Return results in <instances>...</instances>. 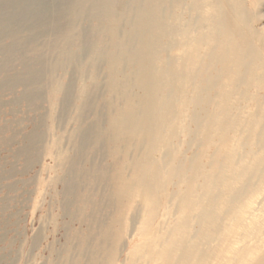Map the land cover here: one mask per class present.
I'll list each match as a JSON object with an SVG mask.
<instances>
[{"label":"rangeland","instance_id":"obj_1","mask_svg":"<svg viewBox=\"0 0 264 264\" xmlns=\"http://www.w3.org/2000/svg\"><path fill=\"white\" fill-rule=\"evenodd\" d=\"M149 52L164 122L154 142L138 129L126 152L149 159L146 179L157 165L153 220L140 195L119 205L86 176L125 160L103 144L91 151L107 128L104 117L92 126L110 98V58L138 105L143 70L131 59ZM121 90L111 94L118 110ZM81 193L102 206L98 241L109 225L117 237L97 256L96 240L81 246ZM246 206L264 227V0H0V264H196L248 233ZM259 234L239 264L264 259Z\"/></svg>","mask_w":264,"mask_h":264},{"label":"bare ground","instance_id":"obj_2","mask_svg":"<svg viewBox=\"0 0 264 264\" xmlns=\"http://www.w3.org/2000/svg\"><path fill=\"white\" fill-rule=\"evenodd\" d=\"M111 1L112 0H104L105 3L111 2ZM106 10H107L105 12L106 14H104V15H106L105 16L106 19L110 18L112 20L113 17H116V14H118L112 8H107ZM113 24L115 25V23H113ZM147 26H148V23L145 20H140V22L137 23V27L141 31H143V29H145ZM77 36H79V34H77ZM77 36H75V37H77ZM110 36L112 39H115L117 37V31H116L115 26L111 27ZM246 38H245V40H246ZM241 41H243V40H241ZM236 44L238 45V43H235V45ZM241 44H242V42H241ZM237 45H236V47H237ZM193 52H194V50L191 49V53H193ZM72 53H75V52H72ZM190 55H193V54H190ZM147 56L150 60H148L146 58ZM151 58H152L151 52L144 54L143 59H136V58L131 59L130 58L132 60V63L137 64V62L139 61L138 63L140 64V66H142V70H143L142 71L143 74L141 75V78L139 77L140 83H139L138 89L142 94V98H141V101L139 102L138 105L135 104L136 102L133 100L132 97L129 96V94L126 95L125 83L128 79L123 78L122 80H120L118 78L117 70L115 68H117L118 64H121L120 60L116 59L114 57L110 58L109 67L111 68V71H109V72H111V73H110L109 78H108L111 81L110 85H108L110 98L108 100H106V104L104 105L105 107L102 106V107H104L103 109H105V111H106L105 113L103 112L102 108L101 109L95 108L96 109V113H95V115H96L95 122L96 123H93L94 125L92 126L94 128L96 127V128L101 130V125H102V121H103L102 119L104 117V126L105 127L107 126V128L104 127L105 129L103 130V132H100L97 135H94L95 142L91 146V149H92L91 151L95 152V154H96L97 152H99L101 150V147H102L101 144H103V146L105 148L107 147V150L106 149L105 150L107 151V157L110 160L117 159V155L121 151L124 154L125 160L122 161L121 163H119L118 165L116 164V167L112 169L113 172H111V169L107 168L106 166H102V168L96 167V170L95 169L93 170V166L91 165L90 169H91V171H95V174L86 173V176H89V177L91 176L92 179L98 178L100 183L104 182L107 185H109V187L111 189L109 201H116L120 205L123 202L128 203V202L132 201L135 195H137V194L140 195V197L142 198V202H143V204H145V208L148 211L149 220H153V218H154V214H153L154 204H153V198H152L153 192H151V190L153 188H151V186L153 184H157V179H158L157 178V176H158L157 165L154 166L155 168L152 171L150 178L146 179V177H145V174H146L145 173V171H146L145 167L146 166H145L144 160L149 162V159L144 158L141 160L131 161L130 156L126 152L127 151L126 146H127V144H130V141L132 139L139 137L138 129H141V128L143 131L140 132V135L142 134V132L146 131L147 136L150 137V139L154 142L155 140L158 139V135L160 134V131H161V128H162V125L164 122L162 111L165 109L166 104H165V106L161 107L162 105L160 103V99L158 96V89L160 86L158 87V84L153 82V78H152L153 77L152 76L153 67L151 64L152 63ZM122 60H123V58H122ZM226 61H228V59L224 58L223 62H226ZM132 63H130V65ZM225 64H227V63H225ZM125 68H126V66H125ZM125 68H123V69H125ZM178 70H180V68ZM177 73L178 72L176 69L171 71V74L168 78V81L177 79L180 76ZM134 78H136V77L134 76ZM121 85H123L124 88ZM119 89H122L121 92L123 95L120 96V98L122 99L123 104L125 106V108H123L121 110H118L117 108L114 107L116 102L114 103V98H113L114 96L111 97V94L117 92V90L119 91ZM90 95H91V93H90ZM90 95H89V98H90ZM167 107H169V104L167 105ZM138 109H139V111H138ZM102 113H104V114H102ZM139 116L141 117V119L139 118ZM124 144H125V147H122ZM150 160H152V159H150ZM127 167L132 168L131 178H127L123 175V172L121 173V171L125 170ZM118 169L120 170V173H117ZM75 174L77 175L78 179L82 175L80 173L79 169H77L75 171ZM136 183L138 186L141 185V187H140V189H137V192L134 193L133 188L135 187ZM83 190H86V189L83 188ZM83 190L81 188L80 192H83ZM77 202L79 204H76V206H77L76 208L78 211L76 214V221H77L79 228H80L79 229L80 232L78 234L80 236L81 246L83 247V245L87 244L89 241H91V239L96 240V242H95V245H96L95 246L96 247L95 255L97 256V253H99V251L101 249H103V248L105 249V245H107L113 241H117V237H116L115 233L111 230V227L109 225L108 227H106L107 229L103 234L102 241H98L99 237L98 238L96 237L95 229H96V223L98 222L97 215L100 214V212L102 210V206H100V204H97L98 202L97 203L95 202L93 204L91 198L87 199V197H85L84 194H82V195L79 194V201L77 200ZM89 202H91L92 204H90ZM81 203H83V204H81ZM238 215L244 221L245 225L248 226V230H247L248 233L245 234V236L242 238L238 237L237 239L235 238V240H232L234 242L233 250L224 251V252L219 251L220 253L211 251L212 253H210V254H213V255L208 254V256L206 255L205 257L200 256V258H198V261L196 264H213L216 260L219 261V259L221 260L220 264H239L238 263L239 261L244 260V258L249 253V246L244 241L251 238L252 236H253V238L254 237L256 238L257 236H259L260 235L259 233L262 232L264 227L261 226V224L259 223V218L257 217L258 214H256L255 211L253 209L249 208L248 206H246L242 210H240ZM92 230H93V233H92ZM229 233H231V232H228V234ZM98 242H101V243H98ZM183 249H184V251L187 250V248H183ZM68 251H70V249H68ZM212 258H213V261H212ZM94 259H95V261L93 264H98L99 263L98 258L97 259L94 258ZM188 261L192 262V259L189 258V259L185 260V263L179 261L178 264H188ZM259 264H264V259Z\"/></svg>","mask_w":264,"mask_h":264}]
</instances>
